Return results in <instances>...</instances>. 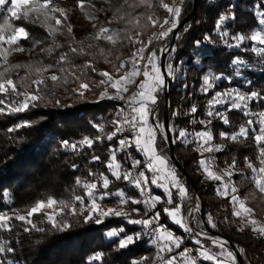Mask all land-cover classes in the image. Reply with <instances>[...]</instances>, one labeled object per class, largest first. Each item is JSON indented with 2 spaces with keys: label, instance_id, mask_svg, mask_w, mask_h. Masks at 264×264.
<instances>
[{
  "label": "snow or ice",
  "instance_id": "obj_1",
  "mask_svg": "<svg viewBox=\"0 0 264 264\" xmlns=\"http://www.w3.org/2000/svg\"><path fill=\"white\" fill-rule=\"evenodd\" d=\"M154 2L168 14L162 20L151 11ZM183 2L184 0H172L169 4L165 0H123L112 15L102 22L103 26L97 29L95 35L89 37L93 42L86 44L72 35L73 25L68 20V10L54 0H0V114L14 115L27 112L30 108L47 106L51 103L50 97L55 96L54 90L64 87L67 91L69 83L78 85L71 91L80 99H84V93L93 87H102L98 100L120 102L115 106L112 119L107 122V126L112 128L110 132L105 131V123H100L93 125L99 132L95 137L86 136L72 142L61 141L63 148L79 154L85 148L91 149L94 144L103 143L105 139L109 142L115 139V145L109 144L106 161H101L99 155L93 154L91 157L92 162L104 163L108 174L89 169L88 177L76 178L75 186L67 199L48 195L37 199L23 210H0V231H13L18 226L14 221L21 222L19 226L25 232H43L45 229L38 226V221L49 224L53 230L65 231L71 227L66 216L71 219L82 216L85 223L91 221L96 225L103 224L111 217H122L128 224L142 226L141 232L121 236L124 229L119 228L111 229L105 235L119 238L120 248H126L142 235H148L150 243L156 249L154 264H239L238 255L245 250L230 248L227 240L209 234L203 225L207 223L214 229L217 227V220L211 213H206L205 219L200 218L199 198L195 206H188L185 214L186 202L191 197L164 147L171 136L173 144L180 142L194 145V151L200 155L198 166L204 177L215 182L217 196L229 201L232 216L239 219V224H234L237 230L243 232L250 229L257 238H264V220L256 217V209L248 203L255 197H241L239 188L232 179L234 175L244 176V173L239 171L235 157H232L230 163L225 160L223 168L219 167L216 154L223 152L227 145L216 143L212 130L213 120L230 127L228 113L234 110L246 118L237 131H220L219 137L240 142L251 135L257 154L255 160L244 157V165L251 172L246 178L264 197V108L258 111L252 108L257 101L264 104V95L256 91H242L241 87L235 86L217 91L221 81L231 83L232 77L208 72L201 78L199 89L206 96L211 93L205 104L204 118H196L198 108L195 104L184 113L192 116L189 123L199 124L200 130L179 128L171 119L165 125L159 118L156 109L159 94L170 87L177 75L171 56L175 47L169 50L166 41L179 25ZM261 3L264 4V0ZM78 7L89 20L98 19L97 12L103 13V8L97 10L92 0H78ZM234 18V14L221 15L217 20L215 32L220 43L236 49L241 48L246 41H251V47L243 50L255 53L264 62V11L258 14V27L250 35L230 34L225 25L226 21ZM25 23L43 28L51 43L36 53L39 59L27 63H10V57L14 53H32L38 45L44 43L30 36ZM113 24L116 26L111 27ZM148 26H158V31L153 32L145 41L140 37ZM93 27L96 28V24ZM65 31L71 37L67 45L56 39L58 34ZM176 39H179L178 33ZM22 40H31L32 48L25 49L21 44ZM153 41L164 43L159 49H150ZM204 41L215 43L211 36H205ZM102 43L108 46L107 51L101 46ZM201 43L196 42L197 46ZM125 45H132L130 55L124 59L120 55L113 58L114 51ZM75 57L87 59L82 64H76L73 62ZM100 59L111 64L114 71H98L95 63ZM232 64L234 75L238 77L243 76L244 69L250 67L242 57H234ZM88 69L101 77L98 83L82 79L87 76ZM245 83L251 84V81ZM49 84L52 85L51 88ZM133 87L134 91L131 90ZM56 106L65 105H61L60 100L56 99ZM179 115V110L172 113L173 117ZM27 126H31L30 121H21L9 131ZM158 139L163 142L162 145L158 144ZM118 154H124L123 162L117 158ZM125 163L130 166L125 167ZM114 180L122 181L138 191L139 197L129 196L124 189L109 191ZM77 188L81 190L79 193ZM154 188L162 191L156 192ZM0 195L5 204H12V193L9 190L5 189ZM109 198L118 199L116 207L103 206V202ZM164 200L167 201V206L157 210V206ZM130 203L142 205L144 215H139L140 207H134L132 212L126 211L125 207ZM161 212L164 213L163 217ZM132 213H136L139 218H133ZM34 217L37 219L34 220ZM168 221L189 234L194 248L182 247L184 237L177 236L168 226ZM226 221L227 217L224 222ZM14 252L11 241L0 239V264H15L8 259V254ZM104 256L102 251L94 252L88 257L87 264H102ZM148 260V257H141L134 259L131 264H147Z\"/></svg>",
  "mask_w": 264,
  "mask_h": 264
},
{
  "label": "trees",
  "instance_id": "obj_2",
  "mask_svg": "<svg viewBox=\"0 0 264 264\" xmlns=\"http://www.w3.org/2000/svg\"><path fill=\"white\" fill-rule=\"evenodd\" d=\"M194 1L184 0L179 22L191 13L194 8ZM122 2L123 0H117L116 3L112 4L111 12ZM165 2L171 4L172 0H165ZM140 10L138 9V11ZM151 11L161 20L168 15L166 10L160 8L155 2ZM261 11H264V4L261 3V0H197L195 13L179 30V39L175 40L173 46L175 51L171 53L177 75L169 88L168 122L171 119L179 128H186L190 131L193 128L200 130L199 124L192 125L189 123L192 116H186L184 113L188 112L190 107L195 104L198 108V112L195 114L196 118H204L205 104L211 93L206 96L199 89L201 78L208 72L232 77L231 83L221 81L217 91L235 86L241 87L242 91H256L264 95V62H262V57L251 51L243 50L250 48L253 42L246 41L241 48H228L220 43L215 32L216 22L221 15L231 16L234 14L235 18L226 21L225 25L230 34L250 35L251 31L258 27L257 16ZM24 26L29 33L31 30L30 36L33 39L44 38L47 35V32L37 25L25 23ZM155 31H158V26H148L140 38L147 41L148 37ZM65 34L64 37H57L56 39L59 43L67 45L71 37L67 33ZM172 34L167 38V46ZM205 36H211L215 43L204 41ZM197 41L202 42L200 46H197ZM163 43L164 41H153L150 49L152 47L159 49ZM21 44L27 47L32 43L31 40H22ZM101 46L107 51L108 46L106 44L102 43ZM132 50V45L119 47L118 50L114 51L113 57L120 55L122 59L127 58ZM234 57H242L250 65L244 69L243 76L234 75L232 64ZM35 58L39 59L40 57ZM85 59L87 58L75 57L73 62L82 64ZM45 62L47 63L48 60L46 59ZM102 63V59L95 63L98 71L104 70L100 68ZM88 77L94 81L101 79L91 69L87 70V76L82 79L88 81ZM245 81H251V84L245 83ZM89 83L93 82L90 81ZM185 85L188 87L185 88ZM51 87L52 85L49 84V88ZM76 87H78L76 83H69L67 91L64 87L56 88L54 90L55 96L50 97L51 103L47 106L30 108L27 112L14 115L0 114V194L5 189L12 193L10 206L5 204L3 196L0 195V210L7 209L9 212L14 208L23 210L37 199L45 198L48 195H53L58 199H67L68 194L75 186L76 178L88 177L89 169L93 172L108 174L104 163L92 162L91 157L93 154L99 155L101 161H106L109 155V144L115 145V139L111 142L105 139L103 143H96L91 149L85 148L79 154L63 148L61 141L72 142L81 140L86 136L95 137L99 135V132L93 125L100 123H105V131L110 132L112 128L107 126V122L112 119L115 106L120 102L90 99V91L95 90L94 87L84 93V99H80L71 91ZM56 99H59L61 105L65 106H56ZM165 108V90H163L159 94L156 106L162 122H164ZM252 108L254 111H258L264 108V104L257 101L252 105ZM176 110H179L180 115L173 117L172 113ZM228 116L231 122L230 127L217 120H213L212 124V130L216 136L215 142L227 145L223 152L216 154L217 163L220 168H223L225 160L230 163L232 157L237 159L238 169L244 173V176L234 175L232 179L239 188L241 197H255V199L248 201L249 206L256 209L258 219L264 220V197L261 196L254 184L246 178L251 175V172L244 165V157L246 156L255 160L257 147L251 135L248 139H242L240 142H231L219 137L220 131H237L246 120L239 111L235 110L229 112ZM25 120L30 121L31 126L9 131ZM158 144L162 145L163 142L158 139ZM164 147L170 162L174 164L170 157L169 141ZM173 148L175 157L193 180L203 198L204 214L211 213L217 220V227L214 230L223 233L245 250L242 253L243 264H264V238H257L250 229H245L243 232L237 230L234 224H239V219L232 216L229 201L217 196L215 182L204 177L198 166L200 155L194 151V145H184L177 142L173 144ZM133 155L137 154L133 153ZM117 158L123 162L124 154H118ZM129 166L125 163V167ZM177 172L185 182L191 197V200L186 202L184 208V212H186L188 206H194L196 203L195 191L190 179L179 169ZM110 179H112L111 176ZM117 189H124L129 196L139 197L138 191L122 181L114 180L109 191L115 192ZM80 191L77 188V192ZM154 191L161 192L162 190L154 188ZM117 201V198L106 199L103 206L115 204ZM127 206L126 210L129 212H132L134 207H140V214L142 213V205L130 203ZM165 206H167L166 200L157 206V210ZM161 215L163 217L164 213L161 212ZM132 216L139 218L136 213H132ZM225 217H227L226 222H224ZM33 219L37 218L34 217ZM65 219H68L71 224V227L65 231L53 230L49 224L38 221V226L45 229L43 232L35 230L25 232L19 226L21 222L14 221L13 223L18 226L13 231H0V239L11 241V246L15 249L14 253L8 254V259L14 261L15 264H87L91 254L102 251L105 253L102 264H131L134 259L141 257H148L147 264H154L156 249L146 235H142L139 240L126 248L118 246L119 238L107 239L105 235L107 231L119 228L124 229L121 236L125 233L132 235L141 232L142 226L128 224L122 217L108 218L101 225H96L91 221L85 223L82 216L75 219L66 216ZM165 220H167L166 217ZM168 226L177 236H183L187 243L193 245L189 234L184 233L178 225L168 221ZM209 234L214 236L210 232ZM204 242L208 244L207 240ZM228 246L232 248L230 244Z\"/></svg>",
  "mask_w": 264,
  "mask_h": 264
},
{
  "label": "rangeland",
  "instance_id": "obj_3",
  "mask_svg": "<svg viewBox=\"0 0 264 264\" xmlns=\"http://www.w3.org/2000/svg\"><path fill=\"white\" fill-rule=\"evenodd\" d=\"M117 0H92V3L95 4V8L97 10L103 8V13L97 12L98 19L96 20H89L86 15L79 10L78 7V0H54V2L58 3L61 7L65 8L68 10V20L69 22L73 25V35L75 36L76 40H83L86 44L92 42V40L89 39L90 36L95 35V32L100 26H103L102 22H105L107 17H110L112 15L111 9H112V4L116 3ZM93 24H96V28L93 27ZM116 25L113 24L111 27H115ZM32 29V28H30ZM31 33V30H30ZM67 33L66 31L63 34H58L57 37L61 38L64 37ZM47 34V33H46ZM56 37V38H57ZM36 40H42L44 43L38 45L35 50L32 53L29 52H23V53H14L10 57V63H27L31 60H36L35 57H38L36 53L40 51L41 48L47 47L49 43H51V40L47 38V35H45L44 38L37 37ZM25 49L32 48V44L26 46H23ZM114 58V57H113ZM102 70H109L110 72H113V68L111 64L107 63H102L101 67ZM24 70H21V74H23ZM95 82L98 83L99 81H94L92 78L88 77L87 82ZM95 90L90 91V99H93L94 101H102L98 100L97 98L99 97L100 93L103 91V88H97L94 87ZM131 90H135L133 87ZM111 91V89H109ZM87 98V99H89ZM107 100V99H105ZM185 183V182H184ZM197 200V198H196ZM118 204V201L115 204H109L108 206L105 207H116ZM195 206V204H194ZM128 208V206L125 207V210ZM127 211V210H126ZM129 212V211H128ZM187 214V211L185 212ZM141 216L144 215V209L142 206V213L140 214ZM151 215V213H149ZM146 237L150 240L151 238L146 235ZM108 239L109 237L106 236ZM184 242H186L184 240ZM187 243V242H186ZM189 244V243H187ZM191 245V244H190ZM192 248H194L193 245H191ZM240 248H242L240 246ZM2 258V257H0Z\"/></svg>",
  "mask_w": 264,
  "mask_h": 264
},
{
  "label": "water",
  "instance_id": "obj_4",
  "mask_svg": "<svg viewBox=\"0 0 264 264\" xmlns=\"http://www.w3.org/2000/svg\"><path fill=\"white\" fill-rule=\"evenodd\" d=\"M196 3H197V0L194 1V8L193 10L191 11L190 14H188L186 17H184L180 22H179V25L177 27V29H175L173 31V34H172V37H171V40L168 44V48L169 50H171L174 46V42L176 40V35L177 33H179V30L186 24V22L191 18V16L195 13V6H196ZM167 55V53L165 54ZM171 86V85H170ZM169 88L170 87H167L165 88V113H164V123L165 125H167L168 123V112H169V107H170V100H169ZM169 148H170V157H171V160L172 162L174 163V165L176 166L177 169H179L184 175H186L193 187H194V191H195V196L196 198H199V204H200V208H201V212H200V218L201 219H205V214H204V208H203V205H204V202H203V198L201 196V194L199 193L195 183L193 182V180L189 177V175L187 174V172L185 171V169L182 167V165L179 163V161L177 160V158L175 157V154H174V148H173V143L171 142V136L169 138ZM204 228L208 229V231L214 235V236H220L222 237L223 239L227 240L228 241V244H230V246L233 248V249H236V248H240V246L234 242L232 239L228 238L226 235H224L223 233L221 232H218L212 228L209 227V225L207 223H205L204 225ZM238 261H239V264H243V260H242V253H240L238 255Z\"/></svg>",
  "mask_w": 264,
  "mask_h": 264
},
{
  "label": "built area",
  "instance_id": "obj_5",
  "mask_svg": "<svg viewBox=\"0 0 264 264\" xmlns=\"http://www.w3.org/2000/svg\"><path fill=\"white\" fill-rule=\"evenodd\" d=\"M184 246H187V247L192 248L191 245L190 244H187L186 242L183 243L182 247H184Z\"/></svg>",
  "mask_w": 264,
  "mask_h": 264
}]
</instances>
